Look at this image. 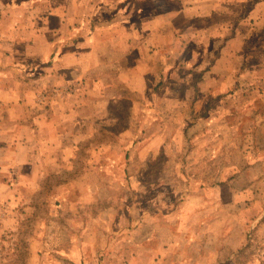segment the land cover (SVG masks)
Segmentation results:
<instances>
[{
    "label": "crops",
    "instance_id": "1",
    "mask_svg": "<svg viewBox=\"0 0 264 264\" xmlns=\"http://www.w3.org/2000/svg\"><path fill=\"white\" fill-rule=\"evenodd\" d=\"M65 4H53L61 20L50 29L57 37L45 42L46 52L39 50L44 42L34 45L32 53L21 43L14 49L6 47L4 44L14 45L12 35L22 41L23 34L10 27L0 31V235L10 230V221L19 214L17 206L27 203L30 185L42 183L52 162L59 160L54 159L55 153L75 157L83 149L80 144L104 136V129L116 136L130 134L132 141L109 143L103 139L90 147L87 144L92 153L84 164L87 170L53 192L68 207L69 238L62 260L40 257L37 243L29 264H88L92 254L98 264L109 259L115 264H174V249L182 246L188 255L198 243L175 234L177 228L189 231L192 225L193 231L201 229L196 211L191 216L181 205L168 202L157 208L156 198L147 201L151 208L132 200L130 209L125 200H109L101 185L114 182L117 167H111L108 160L117 162L120 157L104 155L102 163L93 159L94 153L137 152L148 168L146 183L153 184L156 178L152 179L150 170L155 167V155L170 151L167 136L177 133L171 129L172 120L195 118L192 125L203 129L211 115L216 118L207 124L213 127L220 114L215 106L221 99H235L244 87L237 75L249 72L250 29L243 28L251 20L236 12V0H114L109 10L107 0ZM73 7L81 14H75L78 18L62 30L60 24ZM73 78L81 82L70 83ZM15 83L23 87L15 88ZM171 87H177L179 94L167 92ZM174 100L180 107L185 105L180 112L158 110L160 103ZM197 102L211 103V112L204 115V109H199L195 115L190 106ZM127 104L131 105L130 128L108 133L105 124L122 119ZM191 126L179 128L178 133L186 137ZM110 168H114L111 174ZM132 177L134 182H144L138 175ZM186 212L195 222L178 225ZM210 251L205 256L199 252L200 257H207Z\"/></svg>",
    "mask_w": 264,
    "mask_h": 264
},
{
    "label": "rangeland",
    "instance_id": "2",
    "mask_svg": "<svg viewBox=\"0 0 264 264\" xmlns=\"http://www.w3.org/2000/svg\"><path fill=\"white\" fill-rule=\"evenodd\" d=\"M72 1L0 0V31L4 28L8 30L10 27L16 32L20 29L19 35L23 34L22 41L12 35L11 42L14 45L4 44V46L14 49L21 43L27 53H32L36 50L34 45L44 42L43 49L39 50L46 52L45 42L57 37V34L52 36V27L58 26L55 23L61 20L56 16L53 4L60 2L63 6L65 2ZM92 1L98 3L101 0ZM112 1L114 0H107L108 10L114 7L110 4ZM236 1V12L245 14L246 19L251 20L249 27L247 24L243 28L245 31L250 29L247 44L249 57L246 61L249 72L244 76L237 75L242 79L241 81L244 80L245 85L238 91L235 99L224 101L221 99L219 106H215V111L220 114L219 120L214 121L213 127L212 124H207L216 118L211 115L207 118L203 129L201 126L192 125V121L197 120L195 118L188 121L172 120L174 125L171 129L177 133L167 136L170 151L155 155V167L150 170L152 179L156 178L153 184L146 183L148 168L142 165L143 162L137 156L139 155L137 152L112 150L94 153L93 159L96 158L97 162H102L104 155L120 157L117 162L108 160L111 167L112 165L117 167L114 182H109L106 186L101 185V192L107 194L109 200L114 198L118 203L125 200L124 205L130 209L133 205L132 200L142 202L141 207L151 208L152 205L147 204V201L156 198L157 208L168 202L171 206L181 205L182 210H188L190 215L196 211L194 214L197 215L196 220L203 228L196 227L193 231L192 225L189 231L178 230L176 224L175 232L177 236L184 235L185 241L194 239L198 242L189 249L188 255L192 258L186 254L185 248L182 250L181 246L179 249H174V264H264V0ZM75 14L81 13L73 7L66 15L65 21L60 24L62 30H66V26H71L78 18L74 16ZM22 60L21 58V62ZM23 64L27 65L26 61ZM21 77L20 80L23 81L24 76ZM80 82L79 78H73L70 83ZM172 85L179 86L174 82ZM20 86V83H15V88ZM46 89L49 87L43 91ZM177 89L171 87L166 90L176 96L179 94ZM197 103L191 106L188 104V107L193 108L190 110L195 115L197 111L199 113V109L200 111L204 109V115L211 112V103L207 105ZM184 106L180 107L177 100H174L160 103L157 107L159 111L180 112ZM130 107L131 105H124L122 119L116 122L108 121L105 124L108 133L124 127L130 128L132 123L128 117ZM199 117L201 119L202 114ZM185 126H191L186 137L178 133L179 128ZM102 131L104 136L88 138L80 144L79 147L83 149L78 151L75 157L67 159L66 154L62 156L60 152L57 153L60 155L55 153L54 159L59 160L52 162L51 166L54 167H49L46 173L48 178L45 177L40 184L30 185L32 190L27 191V203L24 206L22 204L21 208L16 205L19 214L10 221V230L0 235V264H29L30 259L33 260L31 257L33 245L36 247L37 243H39L37 246L40 257L45 255L62 260L64 254L61 252L65 251L64 246H67L69 238L68 207L64 199L58 198L59 193L54 195L53 192L59 186H64L63 182L84 174L87 170L84 164L92 155L87 151V144L90 147L103 139L108 140L109 143L117 142V139L121 143L132 141L130 134L116 136V134H106L104 129ZM41 139L45 140L43 133ZM14 170L17 173L14 175V180L18 184L19 175L17 169ZM109 170L111 174L114 168ZM42 172L40 175H43ZM132 174L138 175L144 182L137 180L134 182L135 178ZM103 206L102 204L101 207ZM93 210H96V206ZM189 218L186 212L184 220H180L178 225L195 222L194 217ZM76 235L81 237L78 233ZM209 248L211 251L208 256L201 258L200 253L204 252L202 254L205 256ZM94 251L98 249H92V252ZM93 257L94 254L91 255L88 264H98L97 257ZM103 264H115V261L109 259Z\"/></svg>",
    "mask_w": 264,
    "mask_h": 264
}]
</instances>
